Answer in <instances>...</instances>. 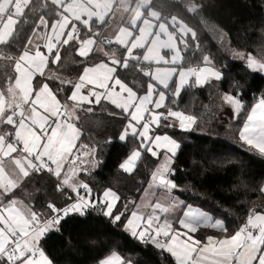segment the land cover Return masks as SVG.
Masks as SVG:
<instances>
[{"label":"snow or ice","instance_id":"snow-or-ice-1","mask_svg":"<svg viewBox=\"0 0 264 264\" xmlns=\"http://www.w3.org/2000/svg\"><path fill=\"white\" fill-rule=\"evenodd\" d=\"M30 3L31 0H0V46L13 43L15 26ZM49 3L54 6L49 11L55 13L56 19L50 22L41 15L33 32L36 39L44 41L42 45L30 38L17 56L0 50V59L14 62L15 73L14 77L7 78V86L0 89V264H53L41 247V240L50 231H58L61 221L72 213L83 216L87 209L103 204V215L113 223L124 216V212H113L119 200L114 192L105 191L102 200L93 201L92 190L77 180L78 171H87L79 169L77 161L83 163L81 156L89 155L80 151L85 145L77 146L82 133L75 121L79 119L77 110H83L84 104H100L103 98L121 110L128 122L119 140L131 137L139 144L120 167L131 172L143 149L161 159L152 173V181L156 187L170 192L177 187L168 175L173 172V157L180 145L167 134H156L153 126L174 127L167 121L175 118L180 129L189 131L196 118L168 108L165 90H171L174 85L172 96L178 97L186 86L202 85L209 76L221 78V74L210 67H182L177 33L185 46L183 37L191 33L194 39L196 34L176 16L170 20L162 18L150 7L151 0H44L41 7L47 8ZM185 7L195 13L200 5L190 0ZM117 14L120 23L114 30L115 35L102 37L98 43L96 37L101 36L100 29L110 24ZM170 26L175 31H170ZM41 27L44 32L37 35ZM73 42L78 45V56L85 61L100 55L107 62L101 60L85 65L75 80L62 79L55 73L46 74L50 65L61 61V48ZM105 42L123 48V58L117 59L114 52L106 50ZM161 49L172 52L170 59L161 54ZM236 55L245 58L241 53ZM130 61H136L137 66L141 62L147 64L140 68L148 77L143 95L116 75L120 68L127 69ZM204 61L209 63L208 57ZM247 67L254 72H264V60L249 54ZM192 77L194 83L190 84ZM48 81H58L59 86L54 90ZM61 93H65L63 97ZM223 100L237 115L244 108L241 100L232 95L225 94ZM160 109L166 112L158 111ZM239 138L250 149L264 155V98L247 114ZM161 149L165 150L162 158ZM8 165L12 166L10 170ZM41 171L57 178V190L70 188L77 192L76 201L63 208L49 204L52 214L45 215L16 198L14 192L23 180ZM81 188L86 196L79 195ZM259 191L264 194V187ZM174 205V201H170L169 207L160 203L150 205L151 214L142 213L137 206L127 218L126 231L141 242L153 244L161 254H169L175 264H264V211L250 209L245 221L229 233L222 222H211L203 213L189 210L183 214L184 218L173 221L167 215L162 218L157 212L167 214ZM175 223L179 224V229L174 227ZM202 226L224 235L197 239L194 234ZM99 264H125V261L112 252Z\"/></svg>","mask_w":264,"mask_h":264},{"label":"trees","instance_id":"trees-1","mask_svg":"<svg viewBox=\"0 0 264 264\" xmlns=\"http://www.w3.org/2000/svg\"><path fill=\"white\" fill-rule=\"evenodd\" d=\"M186 1L190 0H183V3ZM43 3L44 0H31L15 26L13 43L0 46L6 55L20 54L41 15L50 22L54 21L55 13L49 11L52 6L48 4L47 8H42ZM195 3L200 5L195 13L173 0H152L150 7L162 18L176 16L195 32L194 39L191 35L186 38L185 64H203L204 58L208 57L207 64L219 70L221 78L210 86H186L178 97L166 90L167 107L194 116L198 125L196 130L189 131L161 126L158 133L173 137L180 145L173 157V172L169 177L177 185L174 194L183 200L184 205L197 207L214 220L221 221L232 233L245 221L250 209L264 211V194L259 191L264 187V155L243 145L239 138L247 114L259 99L264 98V77L226 55L213 41L209 30L213 27L221 30L233 51L264 60V0H195ZM197 41L199 46L194 50ZM77 46L74 42L63 46L61 61L50 68L57 67L73 80L78 78L83 67L94 64L97 58L93 55L85 61L77 56ZM118 54L122 55L123 50L118 49ZM10 62L0 59V89L5 88L7 78L14 75ZM141 67L145 66H137L135 62L116 73L140 95L145 92L148 82ZM48 82L54 90L59 86L58 81ZM64 94L61 93V97ZM225 94L239 98L244 105L242 111L234 118L229 112L225 113L233 118L227 121L228 129L225 125L220 126L226 129L225 132H220L218 125L222 117L217 120L216 132L205 134L203 130L198 131L199 125L212 114L207 111V106L215 97ZM77 115L79 119L75 123L82 133L77 144L93 150L97 160L93 174H81L92 190L90 198L100 200L99 195L105 190L115 191L119 197L118 210H123L125 217V206H133L139 201L159 159L141 149V158L134 170L124 173L120 165L138 147L139 141L131 137L126 141L119 140L128 122L121 110L101 101L100 104H84L83 110H77ZM57 185L53 178L33 172L25 178L22 187L31 194L33 209L39 208L51 215L49 204L63 208L72 203L57 190ZM122 223L124 219L113 223L111 218L90 210H86L83 216L72 213L61 221L58 231H50L42 238L41 247L53 264H98L112 252L118 253L129 264H175L167 253L161 254L149 243L127 234ZM197 233L206 237L222 232L203 228Z\"/></svg>","mask_w":264,"mask_h":264},{"label":"rangeland","instance_id":"rangeland-1","mask_svg":"<svg viewBox=\"0 0 264 264\" xmlns=\"http://www.w3.org/2000/svg\"><path fill=\"white\" fill-rule=\"evenodd\" d=\"M173 1H175V2H181L182 4H184V6L186 4H188V3H190V1H186V2L183 3V0H173ZM168 19L170 20V18H168ZM94 30H96V29H94ZM170 31H175V30L172 29L171 26H170ZM209 31H210V35L212 36L213 41L215 43H217V45L221 48V50L226 55H228L231 59L235 60L236 62L242 64L244 67H246L247 69H249L247 67V56L249 54H245V53L233 51L232 49H230L228 47V41H227L226 35L221 30L213 27ZM179 35L180 34L177 33V46L181 49V55L183 57V52L188 47V43L186 41V38H188V36H190L191 33H189L187 36L183 37V39L186 41V46H185L184 43H180V41H179ZM161 38L162 39H165V40L167 39V37H164V36H162ZM236 53L243 54L245 58H243V59L240 58V56L236 55ZM161 54L162 55H166V58H169L170 59V57L172 55V52H170L167 49H161ZM255 59L260 60L258 58H255ZM182 63H184V57H183ZM141 64H144V66L147 67L146 62H141ZM200 65H202L201 67H210L209 65H203V64H199L197 67L200 68ZM155 66L156 65H152V67H155ZM161 66H164V65H161ZM182 67L186 68V66H182ZM214 70L217 71V69H214ZM249 70L252 71L251 69H249ZM217 72H219V71H217ZM252 72H254V71H252ZM255 73L260 74L261 76L264 77V72H255ZM174 79H176V78H174ZM194 79H195L194 77L190 78L189 83L190 84H193L194 83ZM217 80H219V79H216L213 76H209L208 79L202 85H195V87H203L205 85H209L210 86V84H212L213 82H215ZM161 90H162V86H161ZM174 90L175 89H174V85H173L171 87V90H169V92L171 93V95H172V92H174ZM82 91H84V94H87V91L86 90H82ZM223 97H224V95L215 97L212 100V102L207 106V108H206L207 111L210 110L212 114H211L210 117L207 118V120L205 122H203V123H201L199 125L200 128H198V131L203 130V132L205 134L206 133L216 132V129H217V124L216 123H218L217 120L219 119V117H222L221 118V122L218 123L220 132H225V130L228 129V122L227 121L228 120H232L234 117H236L237 114L234 112V110H233V108L231 106H229L228 104H226L224 102ZM259 100L256 103H258ZM166 102H167V100H166ZM93 104H95V103H93ZM150 108H152V105H151ZM172 110H175V109H172ZM158 111H165L166 112V109H160ZM175 111H179V110H175ZM227 112H229V114H231L233 118H229L230 115L225 114ZM224 115H226V116L223 117ZM172 121H174V122L177 121L179 123V121L176 120L175 118H169V120L167 122L171 123ZM197 125H198V123L195 120V123L192 125V129L196 130L197 129ZM221 125L222 126L225 125L226 129L225 128H221L220 127ZM153 127H154L155 133L156 134H159L158 133V129L159 128H155V126H153ZM161 135H163V134H161ZM241 142L243 143V145H246L243 141H241ZM77 146L79 147L78 144H77ZM73 151L76 152V149H74ZM80 151L81 152H87V153H89V155L81 156V159L83 160V163H80L79 161H77V164H78L79 169H86L87 170V171H78L77 180L85 183L84 180H83V178L81 177V174H83L85 172H88V174H93L96 171V169H97V160H96L95 152L93 150L82 148ZM140 151H141V149H140ZM159 151H160V156L162 158L165 150L161 149ZM168 155H171V154L169 153ZM153 158L155 159L156 157H153ZM126 160L127 159H125L123 161V163ZM137 162H136V164H137ZM160 163H161V159L157 160V166H156V168L159 166ZM156 168H155V170H156ZM120 170L123 171L124 173H131L134 169L131 172H126V171H124L120 167ZM170 175H171V173L168 175V179H169ZM150 185H151V187H150ZM25 190H26V187H20V188H18V189L15 190L14 195L16 196V198L22 200L25 204L30 205L31 204V201H32L31 194L28 193V192H26ZM108 190H110V189H108ZM108 190H105V191H108ZM173 190L174 189H172L170 192H168V191H166L162 187H156L155 184L152 181V175H151L150 181H149L147 187L145 188L143 194L140 196L139 201L135 205H133V206L130 205V204L128 206H125L127 208V211L125 212V217L122 216V218H121V220L124 219V223H122L123 224L122 225L123 230L127 234L131 235L128 231H126L125 224L127 222V218L130 216L131 211L137 210V206H139V210L142 213L151 214L152 208L150 207V205H154L156 203H160L161 205H164L165 207H169L170 206V201H174L175 202V205L172 206V207H170V211L167 214L159 213V210H157L158 214H160L162 218L165 215H167V217L170 220H173V221H178V220L184 218L183 217V214L185 212H188L189 210H191L193 212H196L195 210H197L198 212H201L197 207H191L190 205H186V204L184 205L183 200L181 198H179L177 195H175L174 192H173ZM111 191L114 192L116 194V196H117V193L115 191H113V190H111ZM104 192H102L99 195V199L100 200H102L103 193ZM146 205H148V207H146ZM192 208H194V209H192ZM113 212H114V214H117V213L120 212V210H118V201L115 204V208H114ZM203 214H205L206 216H208L211 219V216L210 215H208L206 213H203ZM176 224L179 226L178 223H176Z\"/></svg>","mask_w":264,"mask_h":264},{"label":"crops","instance_id":"crops-1","mask_svg":"<svg viewBox=\"0 0 264 264\" xmlns=\"http://www.w3.org/2000/svg\"><path fill=\"white\" fill-rule=\"evenodd\" d=\"M49 5L50 6H52L50 3H49ZM54 6H52V8H53ZM153 10V9H152ZM156 11V10H155ZM56 19V18H55ZM54 19V20H55ZM54 22V21H53ZM120 23V19H119V14H117V16H116V18L115 19H113L111 22H110V24H108L106 27H104V28H102L100 31H101V36H98V37H96V39L97 38H99V37H105V36H109V34H111V35H115V28L117 27V25ZM95 31V30H94ZM44 32V29L41 27L38 31H37V35H40V34H42ZM30 38H32L34 41H35V43H38V44H43L44 43V41L43 40H38V39H36V37L32 34L31 35V37ZM120 51L121 50H123V54L122 55H115V57L117 58V59H122L123 58V56H124V49L123 48H121L120 46H117V45H115ZM29 47H31V45H29ZM78 47V46H77ZM95 47V46H94ZM77 49V48H76ZM41 50L42 51H45L46 52V49H44V48H41ZM142 51V50H141ZM186 51V50H185ZM185 51L183 52V57H184V53H185ZM76 54H77V51H76ZM77 56H78V54H77ZM95 56V58H97V59H95V63H98V62H100L101 60H105V62H107V60H106V58L105 57H103V56H100V55H94ZM80 58H82V57H80ZM6 61V60H5ZM136 61H130L129 62V64H131V63H135ZM11 64H12V71H13V74L15 75V73H14V67H13V63L14 62H10ZM94 63V64H95ZM141 64V63H140ZM91 65H93V64H91ZM143 66H144V64H142ZM203 65H209V64H206V63H203ZM182 66H186V68H187V66H188V64H185V62L184 63H182ZM198 66V65H197ZM202 65H200V67H201ZM211 68H213V69H216V68H214V67H212L211 65H209ZM199 68V67H198ZM217 71H219V70H217ZM45 72H46V74H52V73H55V74H57V75H59L62 79H70V80H73L72 78H70V77H68V76H66V75H64V73L60 70V69H58L57 67H53V68H50V66H49V69H46L45 70ZM82 73V72H81ZM219 73L221 74V72L219 71ZM14 75H13V77H14ZM89 87H91V86H89ZM119 90V88L117 87V91ZM102 91V90H101ZM145 93V92H144ZM143 93V94H144ZM142 94V95H143ZM124 95H126V94H124ZM156 97H154V99H155ZM90 99H93L94 100V98H90ZM101 101H106V100H104L103 98H102V100ZM106 102H108V101H106ZM166 102V101H165ZM108 103H110V102H108ZM111 104V103H110ZM149 107H151V105L149 106ZM167 123H169V122H167ZM171 124H174L175 126L174 127H177L179 130H182V129H180V127H179V123L177 122V121H172L171 122ZM191 130H192V126H191ZM184 131V130H183ZM150 154V153H149ZM15 155V154H14ZM151 155V154H150ZM11 165H8V169L10 170L11 169ZM67 167V166H66ZM24 182H25V179L23 180V182H22V184H21V187L23 186V184H24ZM31 205V204H30ZM191 207H194V206H191ZM192 209H194V208H192ZM199 209V208H198ZM201 212H198L197 210H195L196 211V213H205V212H203L201 209H199ZM207 214V213H206ZM212 219V220H211ZM210 219V221L211 222H215V221H219V220H214L213 218H211ZM174 227H176V228H180L176 223L174 224ZM203 228H208V229H210V230H212V231H214V232H217V233H220V231H218V230H216V229H214V228H211V227H200L199 229H198V231L200 230V229H203ZM181 231H184L183 229H181ZM197 231V232H198ZM195 233L194 235H195V237L197 238V239H201V240H205L206 239V237L207 236H209V235H207L206 237H202V236H200L198 233ZM211 236H223V234L222 233H220L219 235H211ZM169 255V254H168ZM104 259V258H103ZM175 262V261H174ZM99 264V263H98ZM125 264H129V263H125Z\"/></svg>","mask_w":264,"mask_h":264},{"label":"built area","instance_id":"built-area-1","mask_svg":"<svg viewBox=\"0 0 264 264\" xmlns=\"http://www.w3.org/2000/svg\"><path fill=\"white\" fill-rule=\"evenodd\" d=\"M26 10H27V8L25 9V11H26ZM101 38H102V37L97 38V42H98V43L101 41ZM198 46H199V42L197 41V42L195 43V48H194V50H196V49L198 48ZM104 47H105V49L108 50L110 53L114 52V55H118V48L115 46V44L109 46V45L105 42V43H104ZM189 67L198 68L197 65H193V64H189V65L187 66V68H189ZM77 155H79V153H77ZM34 173H36V174H38V175H46V176H49V177L53 178V180H54L57 184L59 183V181L57 180V178H56L54 175H52L51 173H48L47 171L34 172ZM60 191L62 192V195H63V197H64L65 199H69V197H71L70 200L72 201V203H74V202L76 201V199H77V192H73V191H72L71 189H69V188H64L63 190H60ZM78 191H79V195H81V196H86V195H87V193L85 192V190L82 189V188L79 189ZM97 201H99V200H97ZM103 208H104V205H103V204H99L96 208H89V209H87V210H90V211H92L93 213L98 214L99 216H104V215H103ZM33 210H35V211H37V212H39V213H43V214H45V212H44L42 209L34 208ZM120 212H123V210H120ZM45 215H46V214H45ZM149 244H150V246H152L153 248H155L153 244H151V243H149ZM155 249H156V248H155ZM156 250H158V249H156ZM158 251H160V250H158Z\"/></svg>","mask_w":264,"mask_h":264},{"label":"water","instance_id":"water-1","mask_svg":"<svg viewBox=\"0 0 264 264\" xmlns=\"http://www.w3.org/2000/svg\"><path fill=\"white\" fill-rule=\"evenodd\" d=\"M93 201H97V200H93Z\"/></svg>","mask_w":264,"mask_h":264}]
</instances>
